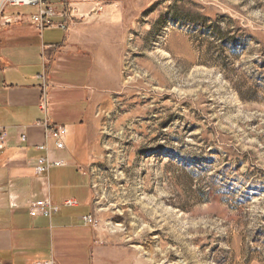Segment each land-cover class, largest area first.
Wrapping results in <instances>:
<instances>
[{"label":"rangeland","instance_id":"obj_1","mask_svg":"<svg viewBox=\"0 0 264 264\" xmlns=\"http://www.w3.org/2000/svg\"><path fill=\"white\" fill-rule=\"evenodd\" d=\"M111 11L85 164L103 242L126 264H264V0Z\"/></svg>","mask_w":264,"mask_h":264},{"label":"crops","instance_id":"obj_2","mask_svg":"<svg viewBox=\"0 0 264 264\" xmlns=\"http://www.w3.org/2000/svg\"><path fill=\"white\" fill-rule=\"evenodd\" d=\"M49 1L85 14L101 8L103 15L87 24L76 20L69 30L41 31L28 20L0 24V126L9 130L0 150V264H126L123 249L105 244L99 226L82 219L95 212L85 165L94 151L92 116L106 105V74L92 37L117 18L111 10L123 0ZM46 78L49 119L68 129L61 149L42 124ZM45 144L46 150L38 148ZM46 155L65 164L37 174L34 164ZM72 198L77 206L52 216L31 214L34 202L62 205Z\"/></svg>","mask_w":264,"mask_h":264},{"label":"built area","instance_id":"obj_3","mask_svg":"<svg viewBox=\"0 0 264 264\" xmlns=\"http://www.w3.org/2000/svg\"><path fill=\"white\" fill-rule=\"evenodd\" d=\"M26 7H33L34 10L22 9ZM101 8L97 10L99 12ZM91 13H81L79 9L74 5H64L59 8L48 0H0V24H12L20 21H29L34 23L39 29L45 27L61 28L63 30H69L76 20H86ZM48 81L44 83V94L40 102L42 110L46 111L45 119L42 124L45 127V136L48 139L54 140L57 148L61 149L65 146V138L68 129L63 124L53 123L49 119L48 111L50 108L48 93L46 87ZM9 130L6 127L0 126V150L4 148L8 143ZM22 141H27L25 134L21 135ZM40 150H46L47 144L38 147ZM65 164L64 159H51L48 155L37 158L34 166L37 174H46L52 167L61 166ZM78 201L75 199H66L62 205L53 204L51 201H39L32 203L31 214H42L45 216H52L55 213L60 212L62 207H74L77 206ZM15 206V205H13ZM83 222L87 225L98 226L97 218L95 214L86 215L82 217ZM44 264H55L53 261L46 262Z\"/></svg>","mask_w":264,"mask_h":264},{"label":"bare ground","instance_id":"obj_4","mask_svg":"<svg viewBox=\"0 0 264 264\" xmlns=\"http://www.w3.org/2000/svg\"><path fill=\"white\" fill-rule=\"evenodd\" d=\"M49 1V0H48ZM49 2H51V1H49ZM53 3V2H52ZM55 4V3H54ZM55 5H57V4H55ZM65 5H68V4H65ZM58 6V5H57ZM59 7V6H58ZM63 7V6H62ZM28 8H30V9H32V10H34V8L33 7H28ZM59 8H61V7H59ZM38 28V27H37ZM39 29V28H38ZM44 29V28H43ZM39 30H41V29H39ZM42 31V30H41ZM3 149V148H2Z\"/></svg>","mask_w":264,"mask_h":264}]
</instances>
